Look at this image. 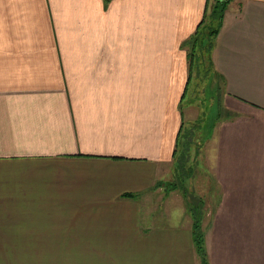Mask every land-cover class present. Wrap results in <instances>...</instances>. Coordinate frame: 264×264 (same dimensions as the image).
Masks as SVG:
<instances>
[{
	"label": "crops",
	"instance_id": "crops-1",
	"mask_svg": "<svg viewBox=\"0 0 264 264\" xmlns=\"http://www.w3.org/2000/svg\"><path fill=\"white\" fill-rule=\"evenodd\" d=\"M212 3L0 0V264L200 263L190 219H141L171 190L182 44ZM210 57L225 115L210 139L209 264H264V0H231Z\"/></svg>",
	"mask_w": 264,
	"mask_h": 264
},
{
	"label": "rangeland",
	"instance_id": "rangeland-1",
	"mask_svg": "<svg viewBox=\"0 0 264 264\" xmlns=\"http://www.w3.org/2000/svg\"><path fill=\"white\" fill-rule=\"evenodd\" d=\"M210 27L202 29V40L209 43V34L216 23H208ZM198 34V37L200 36ZM196 41L193 42V46ZM196 71L188 87V96L183 103L184 120L179 146L171 164L167 169L161 187L169 191L164 198L157 199L152 209L144 207L141 222L154 227H182L191 221V210L199 211L203 233L210 224L211 212L220 200V191L213 174L211 133L220 117L219 99L222 92L221 78L212 66H209V55L204 50L197 51ZM195 72L197 77L195 78ZM220 116V117H219ZM219 117V118H218ZM181 166V167H180ZM164 185V186H163ZM172 187V188H171ZM191 209V210H190ZM204 248L207 253L204 237ZM95 248H71V256L93 255ZM74 254V255H73ZM197 254V253H196ZM208 255V254H207ZM198 256V255H197ZM198 260L200 261L199 257ZM200 264V263H199Z\"/></svg>",
	"mask_w": 264,
	"mask_h": 264
},
{
	"label": "trees",
	"instance_id": "trees-1",
	"mask_svg": "<svg viewBox=\"0 0 264 264\" xmlns=\"http://www.w3.org/2000/svg\"><path fill=\"white\" fill-rule=\"evenodd\" d=\"M212 1L213 3L211 5L210 10L207 12V14L204 15L203 20L199 24L196 32L182 44L183 49L186 50L187 60H188V65H189V76H190L189 83L191 82V79H192V72L196 71V66L194 65V62L195 60L197 61V56L193 48H195V50L199 52L200 50H204L203 52L207 53L210 57L211 50L214 45V39L219 31V28L223 20L224 13L227 9V6L231 2V0H212ZM208 23H216V27L211 33H208L210 40H209V43L207 42V45L205 47L204 45L205 41L202 40V37L204 35L203 33H201L200 35V31L203 28L206 29L208 28V26L210 27V24L207 25ZM198 34L200 35L199 37H198ZM194 41L196 42L193 46ZM209 60H210L209 66H212L211 57L209 58ZM196 74L197 72H195V75H194L195 78L197 77ZM190 216H191L190 218L192 221L191 230H192L194 248L200 259V264H209L208 255L205 251L204 244H203L205 235L203 233L202 224L200 220L201 214L199 213V211L197 212V211L191 210Z\"/></svg>",
	"mask_w": 264,
	"mask_h": 264
}]
</instances>
